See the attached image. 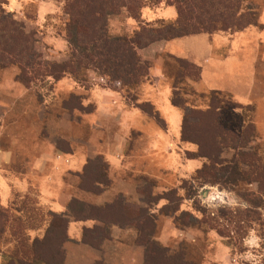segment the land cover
<instances>
[{"label":"rangeland","instance_id":"obj_1","mask_svg":"<svg viewBox=\"0 0 264 264\" xmlns=\"http://www.w3.org/2000/svg\"><path fill=\"white\" fill-rule=\"evenodd\" d=\"M4 1L6 14L32 40L33 52L26 68L28 81L20 77L19 64L0 66V174L6 181L28 187L26 194L13 189L12 205L0 211L2 229L10 230L18 240L17 264L38 263L31 250L40 248L41 242H30L26 235L56 216L40 204V198L46 189L51 199L49 192L61 182L66 198H81L90 216L95 213L106 217L105 221L128 223L135 231L139 222L125 219L143 213L140 219L147 220V228L144 225L142 233L137 227L143 243L152 241L155 228L149 222L155 218V235L168 249L167 264H264V0H243L242 7L254 14L255 25L180 37L151 60L137 52L149 65L147 73L137 84L117 85L98 67L79 64L75 58L84 49L76 43L80 30L71 22L72 9H66V0ZM141 3L154 9L168 0ZM138 13L139 8L132 6L108 14V37L128 40L144 24L156 29L169 22L141 12L142 20ZM206 42L213 57L233 51L237 68L231 64L235 70L223 75L215 66L201 78L203 65L198 56L185 59L201 67L197 78V69L178 61L189 51L207 50ZM159 68L162 79L155 78ZM156 87L164 89L161 96H154ZM174 88L188 108L205 109L211 90L252 106L249 114L244 107L220 110L219 123L237 134L242 146H225L215 155L209 138L213 114L207 113L200 121L189 110L186 123L194 129L191 136L196 141L182 140L184 111L171 102ZM140 102H148L152 114L138 108ZM168 109L180 117L178 124L168 120ZM154 112L162 122L154 118ZM249 123L254 133L247 137L242 131ZM167 139L168 149H164ZM244 154L255 165L253 170L241 160ZM217 157L222 160L220 169L211 161ZM88 159L98 162L91 173L100 181L78 177ZM233 164L240 170L235 177ZM232 177L235 181L228 180ZM106 223L99 235L108 230L111 222Z\"/></svg>","mask_w":264,"mask_h":264},{"label":"trees","instance_id":"obj_2","mask_svg":"<svg viewBox=\"0 0 264 264\" xmlns=\"http://www.w3.org/2000/svg\"><path fill=\"white\" fill-rule=\"evenodd\" d=\"M66 1V9H72L70 14L71 22L76 23L78 30H80L76 35V43L84 49L82 55H78L75 58L80 59L79 64H93L98 67L105 75L109 76V79H111L110 82L116 85L118 83L137 84L139 78L147 73L149 65L147 62L141 61L137 54V48H142L160 39H171L198 33L212 34L218 30H242L249 25H255L257 23L251 10L246 11L243 9V0H168V4L174 5L177 11V17L174 21H169L156 29L147 27V25L144 24V26L136 32L135 37L128 40L121 38L113 39L107 35L108 14L117 13L123 7L131 10V7L135 6L140 10L142 7L141 0ZM3 2L5 3L4 0H0V66L4 67L10 64H19L20 77L28 81L30 77L27 76L26 68L31 64L30 56L33 54L32 40L20 29V27H18V23L6 14L2 6ZM131 14L133 18L137 19L136 13L131 12ZM137 15L139 18V13ZM82 24L84 27L82 26V29H80ZM178 61L186 64L188 68L197 69L195 74L196 77L199 78L200 66L184 62L186 60L182 58L178 59ZM223 96L225 95H222L220 91L211 90L208 95V102L205 109H193L191 107L188 108L185 100L179 96L175 88L172 90V104L184 111L181 124L182 140L189 142L196 141V139L191 136L194 129H190L188 127L189 124L187 125L186 123L187 114L193 111L199 115L198 118L200 121L204 120L206 115H208L207 113L213 114L214 119L211 122V124H213V134H210L209 138L211 145L210 149L213 148V150H216L215 155H217V153L219 154L222 147L228 146L236 149L242 146L241 143L243 144V142L238 139L237 134L229 129H224L219 123L220 110L227 106L233 108L239 107L241 109L244 107L245 109H243V111L249 114L251 113L250 110L252 106H242V104L232 102L230 99ZM136 106L152 114V107L148 102H140ZM153 116L156 120L162 122L157 112H154ZM250 132L251 134L254 133L251 123L246 126L242 133L248 137ZM199 155L203 156L202 154ZM247 155L248 154H244L241 160L243 162L247 161L251 170H253L255 165L246 159ZM211 161L214 168H221L222 160H220L219 157L213 158ZM97 164L98 162L95 160L88 159L79 176L81 180L83 178H89L90 180L95 179L96 181H100L98 177H95L91 173V167H95ZM232 166L231 173L233 177H235L240 174V170L236 164ZM247 174L246 172L244 173L245 176H247ZM233 177L228 180L235 181ZM240 177H242V175ZM116 201L117 203L119 202V200ZM88 207V205L75 198H72L68 203V211L74 218L84 217L85 215L90 216L88 212H85ZM96 210L99 211L98 208ZM90 214L97 217L94 215L95 213ZM142 214L143 213L139 214V218L131 215L127 217L129 218V222H139L137 223V227L143 233L145 229L144 225L147 228L148 222L147 220L142 221L140 219V217L143 216ZM223 214L224 212H222V215ZM97 218L104 220L102 217ZM105 220H107L106 217ZM3 222L5 221L3 220ZM66 222L67 220L65 217L56 214V216L50 220L49 227L47 228L48 230L44 236L32 240L33 243L36 242V244H38V242H41L42 245L40 248L39 246H34L31 250L38 259L48 263L56 262L55 264H61L62 258H56L57 256L62 257V251L59 247L62 238L67 239L65 235ZM3 231L2 224L0 223V236ZM61 232H64L63 235ZM55 236L58 243L54 239ZM140 237L143 238V235ZM143 244L146 246V264L168 263V261L165 260L168 258L165 254L168 249L165 246L158 245V243L149 240H146Z\"/></svg>","mask_w":264,"mask_h":264},{"label":"crops","instance_id":"obj_3","mask_svg":"<svg viewBox=\"0 0 264 264\" xmlns=\"http://www.w3.org/2000/svg\"><path fill=\"white\" fill-rule=\"evenodd\" d=\"M141 12H143L145 15L152 14L158 18L166 19L167 21L170 22L174 21L177 17V11L175 6L169 4L163 5L161 8H154V9H151L149 7L146 8V6H142L140 8V17L143 20L144 16L143 17L141 16ZM204 34L206 33L190 34L180 37H187V36L196 37L197 35L201 37V35ZM180 37L153 41L142 48H137V52L139 53L140 51L139 54L142 55L143 57L142 59L151 60L152 59L151 57H154L156 53L165 52L166 49L169 47L167 46L168 43L173 42L174 40H178L180 39ZM206 46H208L207 50L203 49L202 53L198 52V50L189 51L188 54L183 56L184 59H188V58L195 59L194 56H198V61L203 65L201 78L202 76H204L205 70L211 72L212 70H215V66H217L218 70L222 69L221 73H223V75L225 74L226 70L234 69L235 64H236L235 68H237L238 65L236 63V57L234 56L233 51L223 57H213L211 55V52L213 51L211 45L206 42ZM236 47L237 45L234 44L233 50ZM169 50H170L169 52L176 55L175 50L173 49L172 50L169 49ZM191 62L196 63V61H191ZM196 64H198V62ZM231 64H234V67ZM155 69H156L155 71L156 73L157 68ZM155 78L162 79V71L160 68L158 69V73ZM158 79H155V81ZM160 89L161 88L158 87L155 88V91L157 93L152 91L154 96H161L163 94L164 89L163 90ZM236 94L237 93L235 92V95ZM163 105L164 104H162L161 106ZM167 112L168 114H170V116L167 117L169 121L170 120L174 121L176 124L180 122V117L174 112V110L168 109ZM164 145L165 146L163 148L168 149L167 145H169V139H167ZM42 153L43 151L41 152V154ZM69 154L71 155V153ZM61 185L62 182L61 184L57 183L58 189L53 190L51 193L49 192L51 199L48 198V190L46 189L44 190L47 192H42L40 198L41 205L47 207L48 209L50 208L51 211H53V213L59 214L62 217L67 218V222L65 226V235L67 239L62 238L60 243V249L62 251L61 264H146V246L143 244L144 238H141L139 236V230L137 227L136 230L134 231L131 227H129L128 223L120 224L118 222H112L111 220L104 221L94 216L85 215L84 217L74 218L68 211V203L69 201H71L72 198H76L79 201H81L82 199L75 196L66 198V192H64V188ZM60 186L61 188L59 190ZM77 187L80 188L79 185H77ZM13 189H16V192H20L23 194L28 193L27 186H22V184L19 182L17 184L13 180L6 181V178L1 176L0 174V211L6 210V208L9 209L10 205H12L10 203L12 199L11 195ZM120 192L125 195L124 191L120 190ZM66 199L67 202L65 203ZM90 201L85 200L86 203ZM94 201L95 200H92L93 204H98V202L95 203ZM120 214L122 213L120 212ZM152 217L154 218V216ZM125 220L129 222L128 219ZM154 220L152 219V222L149 223L151 227L155 228L153 229L154 233L150 235L152 237L151 240L158 243V245L160 244L162 246H166V244H163V240H161L162 238L156 237L157 235H155V231H157L158 226H157V222H154ZM106 222H111L108 224L109 225L108 230H106L104 234L102 233V231H100L101 233L99 235V230L103 229V227L101 228V226L106 225L107 224ZM48 227H49V222H43L41 223L39 230L35 231L34 233L29 232L26 235V238H28L30 242L34 238L36 239L42 238L46 233V231L48 230L47 229ZM63 233L64 232H61L62 235ZM132 237L133 239L131 240ZM17 241H18L17 237L13 235L10 230L9 231L4 230L1 233L0 264H17V259H16ZM6 243L7 245H4ZM37 261H38L37 264H54V263L44 262L41 259H37ZM31 264L34 263L31 262Z\"/></svg>","mask_w":264,"mask_h":264}]
</instances>
